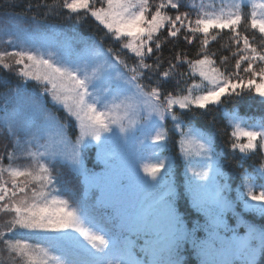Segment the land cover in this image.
Listing matches in <instances>:
<instances>
[{
	"label": "snow or ice",
	"instance_id": "obj_1",
	"mask_svg": "<svg viewBox=\"0 0 264 264\" xmlns=\"http://www.w3.org/2000/svg\"><path fill=\"white\" fill-rule=\"evenodd\" d=\"M26 11L0 16V68L18 81L0 80V134L12 140L0 154V264H184L188 244L198 264L264 261V224L243 215L264 218V159L233 188L214 134L184 119L223 108L238 163L264 157V116L227 108L245 97L264 106V0H39ZM62 12L75 25L93 18L105 35L45 23ZM221 50L229 55L217 59ZM173 134L186 161L180 182L162 156ZM90 148L99 174L87 167ZM60 168L101 190L100 215L63 194ZM182 196L202 224L188 227Z\"/></svg>",
	"mask_w": 264,
	"mask_h": 264
},
{
	"label": "trees",
	"instance_id": "obj_2",
	"mask_svg": "<svg viewBox=\"0 0 264 264\" xmlns=\"http://www.w3.org/2000/svg\"><path fill=\"white\" fill-rule=\"evenodd\" d=\"M37 4L39 3V0H0V15L7 18V16L11 15H19V16H24V17H30L33 12H39V17L38 18H43V12L44 9H35L33 8V12H27V6L29 4ZM67 13L62 12L58 17L55 16H49L46 20L45 23L47 24H52V25H57L58 27H65L68 29H75V31L81 33L85 37H95L96 39H100L105 35L104 30L102 29L101 26L97 24V22L91 18L88 17L87 19L83 20L80 24L75 25L74 20L70 21L67 20L66 17ZM251 34V33H250ZM163 35H166L164 33ZM227 35H229L227 32L225 33L224 38L222 41H218L217 43L212 45V48L214 49H219V45L223 40H226ZM257 39H259V34L257 33ZM105 47H112L114 50H117L119 52V44L114 42L110 38H106L103 41ZM177 48H186L189 51L190 56H193L194 58V53L196 51V48L194 46H187L182 40L180 43L176 46ZM173 48V45L171 42L165 44L162 48V52L164 57H168L170 55V49ZM122 56H127L128 54L126 52L119 53ZM227 56L229 55L228 50H221L217 54V59L219 56ZM151 62V61H149ZM219 63V61H218ZM229 70H231V65L234 64V59H229ZM167 67V64L164 65ZM182 71H187V66H183L181 69ZM7 79L11 82L12 85H15L18 81L17 78L12 75L9 72H6L2 68H0V80ZM191 83V80L189 79L188 81ZM2 91V89H0ZM233 107H236L239 109V112L242 116H249V117H257V116H264V106L260 105L258 100L254 99H249L248 97H245L243 100L237 102L236 104H228L227 108L231 110ZM223 108L219 110H214L212 113V116L215 117V123L214 124H209L208 121L212 118V116L209 117H195L192 118L190 115H186L184 119L186 121L191 120V122L196 126V127H202L205 130H208L210 132H213L216 135V141L217 144L219 145V149L221 150V154L224 156V169L225 172L232 177L233 180H237L239 178V174L241 171L244 169H247L248 171H253V169L259 165L262 159L264 157H261L259 154L256 156L246 160L243 162L242 166L239 161V154L238 153H233L230 149V141L228 137V133L231 131L230 128L227 127V120L223 118ZM59 115L61 118L64 117L63 111L59 112ZM207 125V127H205ZM7 138L6 136L0 134V153H5L8 148H5L4 146L6 145ZM5 163H7V160H5ZM35 242V241H33ZM187 263H192L194 259L191 256H188Z\"/></svg>",
	"mask_w": 264,
	"mask_h": 264
},
{
	"label": "rangeland",
	"instance_id": "obj_3",
	"mask_svg": "<svg viewBox=\"0 0 264 264\" xmlns=\"http://www.w3.org/2000/svg\"><path fill=\"white\" fill-rule=\"evenodd\" d=\"M191 2H192V0H185V3H191ZM195 2H196V3H200V0H195ZM188 10H189V9H187V8H185V7H181V9H180V11H188ZM244 11H245V12H248L249 9L245 8ZM171 14L174 15L175 13L173 12V13H171ZM0 16H1V15H0ZM46 24H47V23H46ZM57 28H59L60 30L65 31V32H67L69 35L72 34V29H68V28H64V27H61V28H60V27H57ZM75 32L78 33L77 31H75ZM78 34H79L81 37H85V36H83V35L80 34V33H78ZM9 50H10V49H9ZM28 87H29V88H32V87H35V85H34V83H30V84L28 85ZM49 107H50V106H49ZM51 107H52V106H51ZM51 107H50V108H51ZM167 126H168V127L171 126V121H168V122H167ZM205 131H206V130H205ZM70 134H72L73 139H75V134H74V133H70ZM2 135H4V137L6 136V138H7L6 146H8V149L11 148V146H12V140H11V138L8 137V135H7L6 132H4ZM178 140H179V136L173 134V135H172V139H171L170 141H172V142H176V141H178ZM90 149H92V148H90ZM93 150H94V149H93ZM94 152H95V150H94ZM0 154H2V153H0ZM95 155H96V153H95ZM162 156H167V157L170 159V161H172V163H173V165H174V169H173V171H174V175H175V177H176V179H177L178 182L182 181V180H183V177H184V174H185V167H186V161L183 159V157H181L180 155H178V156H173L172 153H171V150L168 148V145H167V149H166L165 151L162 152ZM96 161H98V160L95 159V162H96ZM17 163H21V164H23V163H26V161H17ZM98 163H99V164L101 163L102 167L91 166V165L88 163V158H87V156H86V164H87V167H88L89 169H91L92 171L94 170L93 168H96L97 170H94L93 172H95V173H97V174L101 173L102 170H103V168H104V165H103L102 162L98 161ZM178 165H180V167H178ZM60 172L63 173V177H62V178H63L64 181L67 182V187H69L68 185L70 184V180H68V178H69V177H68L69 174L73 175L74 178L78 177L77 175L75 176L74 174L70 173V172L68 171L67 168H60ZM67 174H68V175H67ZM79 177H80L81 182H83V190H82V192H81V198H80V200L83 199V200L86 202V198H85V196H87L88 191H90V190H92V189H93V190H96V191H97V195L95 196L96 203H92V204H90V202H86V203L88 204V206H89L90 208H94V207L97 206V205L100 207L98 201L100 200V198H101L102 195H103L102 192H101V190H100L99 188L89 187L88 185H86V184L84 183V178L81 177V176H79ZM238 184H239V183H238ZM75 191H77V190H75ZM181 192H183V189H182V188H181ZM68 193H69V192H65V193H63V194L66 196ZM79 194H80V193H79ZM234 194H235V193L233 192V195H234ZM185 198L187 199L186 196H182V198H181L180 201L182 202ZM187 200H188V199H187ZM188 204H190V203L188 202ZM181 211L183 212L182 209H181ZM108 212L110 213V212H111V209H109ZM248 213H251V212H248ZM252 214L258 216V215L255 214V213H252ZM198 215L201 216V214H199V213H198ZM201 217H202V216H201ZM201 217L198 218V219L194 218L192 221H189L188 219H186V223H187L188 227H192V226H193V225H192V222H193V221H196V220H199V222L203 221V218H201ZM0 219H2V218H0ZM106 226L110 227V225H108V224H106ZM200 232H201V234H204L203 231H200ZM199 236H202V235H200V233H199ZM185 248H186L187 251L190 250V249H192L190 244L186 245ZM192 252H193V250H192ZM193 253H194V252H193ZM193 257H194V260L197 259L195 253H194V256H193Z\"/></svg>",
	"mask_w": 264,
	"mask_h": 264
}]
</instances>
